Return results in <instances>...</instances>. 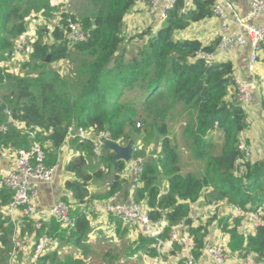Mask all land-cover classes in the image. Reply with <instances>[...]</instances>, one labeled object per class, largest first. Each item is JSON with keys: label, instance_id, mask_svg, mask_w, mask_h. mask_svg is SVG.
<instances>
[{"label": "trees", "instance_id": "16d2710c", "mask_svg": "<svg viewBox=\"0 0 264 264\" xmlns=\"http://www.w3.org/2000/svg\"><path fill=\"white\" fill-rule=\"evenodd\" d=\"M88 11L81 18L63 14L64 20L53 29H38L34 51L21 73L0 71V148L30 147V137L22 132L37 131L39 142L50 150L47 164L53 166L56 151L67 141L70 127L98 132L108 131L111 139L126 146L133 145L132 160L142 162L139 186L134 191L136 203L146 201L152 220L167 221L166 234L172 227L191 215V205L207 193L209 203L226 201L243 211L264 206V160L245 162V172H238L243 155L239 148L248 123L245 110L228 102L230 87H234V66L230 61L209 63L201 53H214L217 45L204 46L199 40L180 39L179 33L192 24L213 17L214 0H194V9L181 11L186 0H176L167 11L157 32L151 29L128 39L124 36V21L136 0H87ZM62 6V5H61ZM61 6L51 0H0V62L8 60L19 37L27 31L28 20L45 17L51 22ZM79 21L89 34L86 41L70 46L64 30L66 19ZM130 42L134 44L130 46ZM50 63H46L47 56ZM70 59L74 65L71 76L60 73L53 63ZM6 109L12 112L16 124L8 122ZM180 115V116H178ZM178 117L188 119L183 136L193 150L195 161L204 162L202 174L184 173L180 150L171 136L170 122ZM142 124L143 130L138 128ZM19 127V128H18ZM6 128V130H4ZM148 132L150 138L162 139L157 159L145 158L137 151L134 135ZM221 134L220 145L211 134ZM81 155L68 166L76 180L66 183L78 205L89 199L88 184L104 177L102 171L87 170L92 143L79 138L71 140ZM216 152H213L215 148ZM52 149V150H51ZM111 149H104L99 163L116 175L109 184V196L122 187L119 173L125 162L114 161ZM168 183L163 193V183ZM12 201L9 191L0 186V261L9 264L14 247L12 223L1 210ZM68 199H65L67 202ZM83 202V203H82ZM73 229H64L56 220L43 224V230L63 247H75L87 255V239L92 227L89 218L79 208L71 212ZM211 220L205 226L190 225L188 233L196 242V255L202 254L210 234ZM32 221L26 220L22 235L30 233ZM222 229L231 237L232 252L253 253L264 257V226L254 235L245 237L228 220ZM155 256L154 252L151 253ZM37 264H84L72 252L62 257L57 250L47 252Z\"/></svg>", "mask_w": 264, "mask_h": 264}, {"label": "crops", "instance_id": "0c3cea01", "mask_svg": "<svg viewBox=\"0 0 264 264\" xmlns=\"http://www.w3.org/2000/svg\"><path fill=\"white\" fill-rule=\"evenodd\" d=\"M186 1L190 4L189 9L195 8L194 0ZM228 1L233 5L234 10H227L225 12V18L221 19L213 16L199 23H194L185 31L180 32L178 38L191 40L195 39L202 42L204 46H212L214 44L217 45L218 36L224 25L228 27L230 34L240 32L234 12L239 17L247 18L250 16L252 13L250 0ZM159 5L160 8H163L167 5V1L161 0ZM33 21L34 19L30 20L28 30L29 32L36 33L37 35L36 29H38V27L35 26ZM163 21L164 20H159L158 18L154 19L149 15V4L147 0H136L135 5L125 18L124 36L129 39L130 37H134L140 33L142 34L146 31V29H151L153 32H157L162 26ZM249 22L257 26L264 25V14L257 17H251ZM47 23L51 24L49 21ZM250 54L251 47L249 45L244 47L236 46L232 51L226 54H217L215 52V61H230L234 66L235 77L238 76L242 80L254 81L256 83L255 89L253 90L255 97L252 98L250 104L244 108L247 115V123L248 125L251 123L252 127L251 129L246 130L243 134V139L247 140L246 144L252 150V158L256 155L260 156L261 160L264 158V97H262V94L259 92V88L264 89V52L261 53L256 70L253 73L249 71L248 66ZM227 100L228 102L230 101V96H228ZM259 141L262 142V146L259 144ZM45 147L46 151L50 150V147L47 145H45ZM52 153L55 157L53 163V167L55 168L53 180L49 183H39L36 186L37 193L35 202L38 211L43 213L42 217L44 218H42V222L45 225L46 223L49 224L51 220H56L55 218L46 215V213L51 212L54 206L58 203L62 201L65 202V199L67 198V202L75 204V200L70 196L72 191L66 189V183L76 180V177L74 174H71L67 168L73 160L81 155V153L73 145L71 139H68L58 150H52ZM47 156L49 161V154ZM15 157V149L0 148V181L13 168L15 164ZM135 162L137 161L133 160L131 164L125 163L126 166L124 171L119 173V176L123 179L122 187L114 195H107V193H109V184L116 175L114 171H111V176L109 178H107V176L103 173V178H93L89 182L88 191L90 195L87 204L75 205V209L80 208L83 212L89 211L92 214L91 220L89 219L92 230L90 231L87 239V245L90 247V251L87 255L83 254L78 248L71 246L63 247L59 241L54 243L51 251L58 248L57 251L62 257L63 255H67L72 252V249H77L79 250V253L73 254L75 259L83 260L84 264H99V260L97 258H92V256L89 255L92 254V251L106 253V248L108 246V252H110L108 264H111L112 260H116L117 264H181L184 250L179 244L167 243L162 248L161 254H158L156 248L154 247L153 240L145 238L138 231L136 226L123 225L121 222L114 220L113 216L107 211V209L112 205L131 204L132 194H134L136 187L139 186V184H135V187H133ZM252 162L254 163L255 161L253 160ZM99 165L102 166L100 163ZM93 173L94 172H90V175H93ZM167 190L168 183L165 180L162 191L165 193ZM207 193H204L197 203L191 205L190 215L193 219L191 224L193 227L205 226L211 220H214L209 227L210 234L206 239V246L203 249L202 254L198 257L200 264H211L208 253V249L211 246H222L226 249L229 256L227 264H241L247 258L253 259L255 257V254L253 253L244 257L246 255L245 252H241L240 254L230 250L229 244L231 242V237L228 233L223 231L222 221L228 220L231 227L236 224L238 232L245 237L254 235L256 230L251 227L248 220L240 217L234 218L233 210L228 203L217 202L215 206H213V203H209L206 198ZM258 208H262L264 211V206L257 207L256 210ZM5 209L6 207L1 210L4 215ZM46 230L47 229L43 230V234L49 236L46 233ZM183 232L189 234L188 228ZM39 236L40 234L35 232L34 224L32 223L30 233L26 231L24 235H22V240L19 242L18 256L21 254L22 257L20 259L19 256L15 264L32 263L35 246L39 240ZM191 237L193 238V236ZM23 240L25 241L22 244ZM123 243H125L126 248ZM65 249H68V251ZM152 252H154L155 256L151 255ZM104 259H107L106 255L102 257V260ZM258 261L261 264H264V257L258 259Z\"/></svg>", "mask_w": 264, "mask_h": 264}, {"label": "built area", "instance_id": "2783aa9c", "mask_svg": "<svg viewBox=\"0 0 264 264\" xmlns=\"http://www.w3.org/2000/svg\"><path fill=\"white\" fill-rule=\"evenodd\" d=\"M67 0H51L52 6H60L65 4ZM161 0H147L149 4V15L159 20L166 18L167 11L171 9L176 0H166L167 5L160 8ZM252 13L247 18L239 17L235 12L239 31L230 34L228 27L223 26L221 33L218 36V43L215 49L217 54H226L232 51L236 46L244 47L249 45L251 47V54L249 56V71L253 73L256 70L260 55L264 52V25L257 26L249 22L251 17H257L264 14V0H250ZM190 4L186 2L185 8L181 11L185 13L188 11ZM227 10H234L233 5L228 0H214L213 16L218 18H225ZM67 14V13H66ZM70 15V14H69ZM36 18V17H32ZM30 18V20L32 19ZM63 15L58 13L55 26H59L63 21ZM35 26L41 27V23L48 24L45 17H39L33 21ZM50 24V23H49ZM64 30L68 34V42L70 46L77 43L84 42L89 37V34L83 30L81 23H78L72 17L66 19ZM53 29V27H50ZM37 41L36 33L29 32L28 28L23 33L8 60L0 62V71L18 75L21 73V65L29 60L30 55L34 51V44ZM214 53H201L200 57L209 63H217L215 61L216 55ZM234 86H236V93L230 99V103L246 108L251 100L252 93L255 89L256 83L254 81H245L238 76L233 78ZM8 116V122H16L13 119L12 112L8 109L5 111ZM19 128V127H18ZM22 132L30 137V147L16 150L15 164L11 171L0 181V186L6 188L12 194V201L5 209V216L10 219L12 223L13 244L14 248L10 256V264H15L19 258L18 246L22 240L23 225L25 226L26 220L33 221L34 230L40 234L39 240L35 246L33 261L31 264H37V261L43 257L47 252L53 249L56 239L43 234L42 214L38 211L35 198L36 186L39 183H49L53 180L55 168L47 164L48 153L46 151L45 143L39 142L37 131H28L25 127L21 126ZM98 127L94 126L89 129L70 127L67 133L68 139L87 140L92 143V153L100 160L104 152V141L111 140V134L108 131H97ZM6 130V128H4ZM241 137L239 148L243 155V159L239 163L238 172L243 174L245 172L244 163L251 161L252 150L247 146L246 140ZM45 144V145H44ZM142 162L137 161L134 165V184H139L140 174L142 172ZM73 197V193L70 194ZM88 201L85 203L87 204ZM146 203H136L134 195L132 194L130 205H112L107 211L113 216L114 220L121 222L123 225H134L138 231L148 239L154 241V247L158 254H161L162 248L167 243L179 244L184 250L183 260L181 264H200L199 256L196 255L197 247L196 242L189 235L183 231L187 229L185 220L175 227H172L168 234H166L167 221L165 220H152L150 218V210L146 207ZM76 203L60 202L51 210L46 213L49 217H53L57 222L62 225L64 229H73L75 226V219L72 217L71 212L75 210ZM216 203H213L215 206ZM233 210L234 218H244L250 222L251 227L256 230L264 226V211L262 208L257 210L243 211L238 206L230 205ZM91 220L92 214L89 211L84 212ZM192 218V217H191ZM197 218V217H196ZM198 219V218H197ZM193 222V219H192ZM25 240L22 241V244ZM211 264H227L229 256L227 251L222 246H211L208 249ZM257 259V260H256ZM257 255L253 259H245L241 264H261Z\"/></svg>", "mask_w": 264, "mask_h": 264}, {"label": "rangeland", "instance_id": "374dc122", "mask_svg": "<svg viewBox=\"0 0 264 264\" xmlns=\"http://www.w3.org/2000/svg\"><path fill=\"white\" fill-rule=\"evenodd\" d=\"M61 5H60L61 8L56 11V13H55L56 16L54 17V19H52L51 24L41 23L42 28L53 27L55 22L57 21L58 13H60L62 15L66 14V13L70 14V15H74L78 19V17L81 18V16H80L81 14H84L86 11H88L87 0H67L65 2V4L63 3ZM39 17L40 16H37L36 18H32V19L37 20ZM29 22H30V19L28 20V25H29ZM77 22L80 23L79 21H77ZM28 25H27V27H28ZM38 29H36L37 30V36H38ZM146 31H147V29H146ZM135 36H137V35H135ZM130 38H132V37H130ZM127 41H128V38L126 37V44L125 45L128 46L129 43H127ZM133 44H134L133 42H130V46H132ZM53 66L59 67L60 73L64 76H71L72 75V69L74 68V65L70 59H67L65 61H60V63L58 62V64L53 63ZM259 92L262 94V97H264V89L259 88ZM3 93H4V91H2L0 93V97L3 95ZM235 93H236V86L231 87L230 88V94H229L230 99L235 95ZM178 116H180V115H178ZM187 122H188V119L179 120L178 117H176L175 120L173 119L170 122L171 136H173V138L177 139V140H175V142L179 146L180 145L182 146V148L180 150V154L182 155L181 166H182V168H184V173L186 174L187 172H195L196 174H202L204 171V162H201L198 160L195 161L196 159L194 158L193 150H191V148H189V146L187 147L185 144V143H189L187 141V139L183 136V132L186 128ZM251 127H252V124L249 123L247 130L251 129ZM138 128L143 130L141 123L138 124ZM220 137H221V134L219 132H213L211 134V138L218 145H220V143H219L220 139H221ZM162 139L161 140L159 138L152 139V138H150L148 132H142V134H140V135H134L133 136V140L135 142V146H136L137 151H139V153H142L144 156L142 158L143 160H145V158L146 159L151 158L152 156L154 159H157V157L159 156V152L162 150L161 148H159V144H160V142H162ZM259 144L262 146V142L259 141ZM218 148L219 147L215 148V150L213 152H216V150H218ZM253 160L255 161L254 163H260L262 160H264V158H262L260 160V156L254 155V157L251 159V161H253ZM99 161L100 160L94 154L92 156H89L88 166H87L88 172H94L96 170H101L107 176V178H109L111 176V172H109L107 170L106 165L100 166ZM131 163H132V161L130 162V164ZM217 202L218 201L213 202V203H217ZM220 202L227 203L226 201H220ZM123 245L125 247V243H123ZM55 250H58V248H55ZM65 250L68 251V249H65ZM12 251H13V249H12ZM12 251H11V253H12ZM108 251L109 250H108V246H107L106 253L105 252L99 253V252H93L92 251L91 252L92 254L90 253L91 255H89V256H92V258H95V259L97 258L99 260V264H108V261L110 258V252H108ZM11 253H10V256H11ZM77 253H79V250L72 249V254H77ZM104 255L107 256L106 260L105 259L102 260V257ZM10 256H9V258H10ZM19 256L21 259L22 255L19 254ZM8 262L10 264V260ZM1 263H2V261H0V264ZM111 264H117V261L112 260Z\"/></svg>", "mask_w": 264, "mask_h": 264}, {"label": "water", "instance_id": "95a60500", "mask_svg": "<svg viewBox=\"0 0 264 264\" xmlns=\"http://www.w3.org/2000/svg\"><path fill=\"white\" fill-rule=\"evenodd\" d=\"M51 61V56L48 55L45 62L46 63H50ZM24 64L21 65V69H23ZM255 95L252 93V98H254ZM262 108V106H261ZM104 149H111L114 154H115V158L114 161H123L125 163H130L132 161L133 158V145L132 143L123 146L120 143L116 142V141H111V140H106L104 141ZM83 203V202H82ZM185 226L189 227L192 224V218L188 217L185 220Z\"/></svg>", "mask_w": 264, "mask_h": 264}, {"label": "clouds", "instance_id": "9594fccd", "mask_svg": "<svg viewBox=\"0 0 264 264\" xmlns=\"http://www.w3.org/2000/svg\"><path fill=\"white\" fill-rule=\"evenodd\" d=\"M133 161V160H132Z\"/></svg>", "mask_w": 264, "mask_h": 264}]
</instances>
